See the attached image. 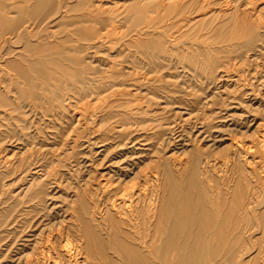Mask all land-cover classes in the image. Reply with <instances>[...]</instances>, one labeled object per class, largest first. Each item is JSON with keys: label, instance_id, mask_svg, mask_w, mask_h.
Here are the masks:
<instances>
[{"label": "rangeland", "instance_id": "374dc122", "mask_svg": "<svg viewBox=\"0 0 264 264\" xmlns=\"http://www.w3.org/2000/svg\"><path fill=\"white\" fill-rule=\"evenodd\" d=\"M2 1H8L9 3H5L10 6ZM18 1L0 0V220L3 222L0 224V264H30V261H33L31 264H36L41 248L50 247L41 242L42 245H37L38 248L36 243L41 235L43 242H47L52 236L49 234L56 235L59 227L54 225L60 224L64 229L72 227V230H81L84 233L92 205L102 201L106 193L119 186L118 176L116 178L114 173H110L112 170L116 173L119 165L124 166L126 163L134 164L135 168L138 166L135 172L142 173L141 180L144 182L146 175L163 173V167L160 165L168 157L193 161L203 153L221 158L227 146L232 144L229 141L253 148V157L259 155L258 151L262 144L264 145V0ZM241 1L245 3L242 5ZM156 2L159 4L156 5ZM219 10H236L239 12V18L235 19L236 22H220L216 19ZM148 12L153 14L151 17L156 20V25L143 28L144 21L140 17H144ZM101 18L106 19L103 22ZM204 18L206 23L202 24ZM253 18L255 22L251 20ZM219 23L223 25L220 26ZM185 25L188 27H184ZM177 31L185 35H178L170 45H162L164 52L166 49L168 54L164 55L166 60L161 61L162 67L154 69V64L159 62L156 59V47L161 45V41L156 40L158 35L164 34L166 39L171 40L170 35L178 33ZM207 31L209 34H206ZM26 32L40 36L32 38L31 43L25 35ZM100 32L106 37L102 48L87 52L82 49L89 43V39H93ZM257 34H260L261 38L255 39ZM252 39L257 43L254 44L255 47H248L247 43ZM230 44L244 47H238L235 55L230 51L220 50L224 45ZM37 49L39 50L35 52ZM242 50L245 59L241 56ZM200 56L204 57V60L200 59ZM146 62L150 66L146 67ZM201 73L203 77L200 76ZM100 79L102 83L96 82ZM101 88L110 89L104 92L99 90ZM68 95L71 96L70 99ZM77 103L78 105H75ZM57 106L59 110H56ZM129 118L134 119L136 123L127 126L130 123ZM126 131L133 134L130 137L133 143L124 146L122 143ZM179 134L182 138H178ZM107 136L110 140L106 139ZM185 149L188 153L184 156ZM123 152L124 156H120ZM150 153H153L152 156ZM149 155L154 160L149 159ZM205 155H202L203 159ZM136 161L141 163V168ZM36 176L40 177L39 180ZM131 176L130 180L135 177ZM187 179L183 176L182 179L173 178L169 185L172 187L168 192L164 188L161 189L163 196L169 197L166 198L169 203L174 200L172 207L167 202V209L180 208V205L190 208L193 205V210L197 208L198 197H195L198 193L185 186ZM175 182L179 186L175 185L173 188ZM101 183L104 185V191ZM211 185L213 189L210 190L214 193L217 190V180ZM231 186V197L235 199L238 195H245L247 198L254 193L253 186L239 177L233 180ZM262 186L264 187V181ZM263 189L259 188L261 196ZM186 192L189 196H186ZM186 197H189L190 201L184 204L182 201ZM159 198L161 199L162 195ZM98 213L96 211L95 216L101 219ZM256 213L254 215L258 216ZM62 217L66 218V221L62 220ZM235 217L233 227L236 228L240 221L237 213ZM252 222L254 229H245L250 245L242 253L245 259L243 264H264V222L262 226L255 220ZM195 223V230L201 228L200 222ZM149 229V225L140 226V236L144 239L147 236L150 238ZM232 229L229 225L230 232ZM241 232L242 228L238 234L231 236L230 233L224 237V246L229 250H241ZM191 239V244H194L195 236ZM155 242L156 250L160 248L161 243L160 240ZM173 243H176L175 238L170 235L169 246ZM215 243H206V250L199 254L175 252L170 247L168 253H162L171 264L193 259L198 262L201 260V264H232V259L223 252L218 256L213 254ZM256 253L261 256L256 257ZM129 258L135 264L134 255Z\"/></svg>", "mask_w": 264, "mask_h": 264}, {"label": "bare ground", "instance_id": "6f19581e", "mask_svg": "<svg viewBox=\"0 0 264 264\" xmlns=\"http://www.w3.org/2000/svg\"><path fill=\"white\" fill-rule=\"evenodd\" d=\"M17 1V0H16ZM20 1V0H19ZM18 1V2H19ZM26 1V0H25ZM61 1V0H60ZM59 1V2H60ZM77 1V0H76ZM165 1V0H164ZM175 1V0H174ZM231 1V0H230ZM2 2H7L8 1H2ZM13 2V1H11ZM101 2V1H100ZM234 2V1H232ZM236 2V1H235ZM238 2V0H237ZM236 2V3H237ZM242 2V1H241ZM247 2V1H246ZM5 3V4H7ZM98 3V2H96ZM95 3V4H96ZM161 3V1H160ZM245 3L244 1L242 2ZM251 3V1H250ZM20 4V3H18ZM58 4V3H57ZM93 4V6L95 5ZM156 5H158L159 3L156 2ZM253 4V3H252ZM8 6H10L9 4H7ZM21 5V4H20ZM67 5V4H66ZM99 5V4H97ZM161 5V4H160ZM247 5V4H244ZM254 5V4H253ZM12 6V5H11ZM15 6V5H14ZM13 6V7H14ZM30 6V5H29ZM28 6V7H29ZM60 6V5H59ZM69 6V5H68ZM104 5H101V7ZM240 6V5H238ZM248 6V5H247ZM246 6V7H247ZM250 6H252L250 4ZM18 7V6H16ZM14 7V8H16ZM98 7V6H96ZM158 7V6H157ZM157 7H155V9H157ZM164 6H162L163 8ZM243 7V6H242ZM11 8V7H10ZM21 8V7H19ZM52 8V7H51ZM90 7H88L89 9ZM93 8V7H92ZM253 8V7H252ZM88 9L86 11H88ZM91 9V8H90ZM242 9V8H241ZM19 10V9H18ZM51 10V9H48ZM92 10V9H91ZM97 10V9H96ZM99 10V9H98ZM97 10V11H98ZM161 10V9H160ZM232 10V9H231ZM47 11V10H46ZM90 11V10H89ZM95 11V10H93ZM164 11V10H163ZM59 12H61V7L59 9ZM105 12V11H104ZM103 12V14H104ZM107 12V11H106ZM152 12V11H151ZM49 13V12H48ZM64 13V12H63ZM91 13V12H90ZM154 13V12H153ZM216 13V12H214ZM244 13V12H243ZM242 13V14H243ZM246 13V12H245ZM60 15V13H58ZM89 14V13H88ZM102 14V15H103ZM156 14V13H154ZM160 14V13H159ZM86 15V14H85ZM98 15V13H97ZM108 15V14H107ZM140 15V14H139ZM239 12L235 11H229V10H219L216 13V19L219 20L220 22H224V21H232L235 20L238 17ZM252 15V14H251ZM254 15V14H253ZM63 16V15H62ZM118 16V15H117ZM151 16H153L152 13L148 12L146 13V15H144V17H140L141 20L144 21V26H152V24L156 25L155 21ZM201 16V15H200ZM199 16V17H200ZM64 17V16H63ZM91 17H93L91 15ZM127 22L129 21V16H127ZM162 17V16H161ZM242 17V16H241ZM240 17V18H241ZM247 18L249 17L246 16ZM245 17V18H246ZM257 17V16H254ZM61 18V17H59ZM89 18V17H88ZM96 19V16L94 17ZM261 18V17H260ZM23 19V18H22ZM21 19V20H22ZM90 19V18H89ZM106 19V18H105ZM105 19L101 18V21H105ZM111 18H109L110 20ZM200 19V18H198ZM242 19V18H241ZM239 19V20H241ZM255 18L251 19L253 22ZM259 19V18H258ZM24 20V19H23ZM98 20V19H97ZM195 20V19H194ZM205 18L203 19L202 24L205 22ZM208 20V19H207ZM243 20H247L248 19H244ZM262 20V19H261ZM57 21V19H56ZM108 21V20H107ZM181 21V20H180ZM212 21V20H211ZM214 21V20H213ZM212 21V22H213ZM237 20H235L234 22H236ZM264 21V20H263ZM39 22V20H38ZM53 22V21H52ZM52 22L50 24H52ZM110 22V21H109ZM164 22V21H163ZM240 22V21H239ZM246 22V21H245ZM261 22V21H260ZM260 22H258L260 24ZM24 23V22H23ZM22 23V24H23ZM45 23V22H44ZM49 23V22H48ZM46 23V25L48 24ZM206 23V22H205ZM210 23V22H209ZM257 23V21H256ZM262 23V22H261ZM25 24V23H24ZM217 23H215L214 26H216ZM220 26H222L223 24L219 23ZM236 24V23H235ZM184 25V24H183ZM257 25V24H256ZM263 25V24H262ZM45 26V25H42ZM173 26V25H172ZM182 26V25H180ZM213 26V27H214ZM236 26V25H235ZM245 26V25H244ZM258 26V25H257ZM25 25L22 27L24 28ZM37 27V26H36ZM52 27V26H51ZM165 27V26H164ZM184 27H188V25L184 26ZM207 27V25H206ZM218 27V26H217ZM229 27V26H227ZM260 27V26H259ZM42 28V27H41ZM40 28V29H41ZM152 28V27H151ZM179 28V27H178ZM181 28V27H180ZM237 28V27H235ZM262 28V27H261ZM264 28V27H263ZM35 29V28H33ZM38 30V32H40L41 30ZM49 29V27H48ZM47 29V30H48ZM116 29V28H115ZM183 29V28H182ZM208 29V27H207ZM23 30V29H22ZM21 30V31H22ZM30 30V29H28ZM95 30V29H94ZM100 30V29H99ZM113 30V29H112ZM203 30V29H202ZM264 30V29H263ZM262 30V31H263ZM25 31V30H24ZM106 31V30H105ZM181 31V30H180ZM173 33L172 35H170V39H166L167 37L164 34H159L157 37V41H161V45L157 46L156 51V59L159 61L157 63L154 64V69H159L162 66H160L161 61H165L166 59L164 58V55L168 54L167 50L165 49L166 52H164V48L162 45H170L173 42V39L175 37H177L178 35L184 36L185 33ZM260 31V32H262ZM48 32V31H47ZM46 32V34H47ZM211 32V30L209 31ZM221 32V30H220ZM219 32V33H220ZM233 32V31H231ZM264 33V32H263ZM21 34V32L19 33ZM142 34V33H141ZM148 34V33H147ZM206 34H209L208 31ZM212 34V33H211ZM210 34V35H211ZM262 34V33H261ZM26 37L28 38V40L31 42L33 41L32 38H37L40 35H31L30 33L26 32ZM44 35V34H43ZM221 35V34H220ZM238 35V34H235ZM234 35V36H235ZM242 35V34H241ZM240 35V36H241ZM263 35V34H262ZM140 36V33H139ZM139 36L137 35V37L139 38ZM145 36V35H144ZM212 36V35H211ZM210 36V37H211ZM233 36V38H234ZM142 37V36H141ZM180 37V36H179ZM218 37V36H217ZM237 37V36H236ZM242 37V36H241ZM260 34H257L255 36L256 38H259ZM72 38V37H71ZM134 38V37H132ZM231 38V40L233 39ZM261 38V37H260ZM3 39V38H2ZM14 39V38H13ZM20 39V38H19ZM48 39V37H47ZM105 35L103 33H99L96 37H94L93 39H89V43H85L86 45H84V47L82 49H84L86 52L90 51V50H98L99 48H102L105 44ZM176 39V38H175ZM174 39V40H175ZM209 39V38H208ZM248 39V38H247ZM255 39H252L251 42L247 43L248 47L254 46L255 43ZM5 40V39H4ZM9 40V39H8ZM54 40V39H53ZM141 40V39H140ZM165 40V41H164ZM186 40V39H185ZM226 40V39H225ZM77 41V40H76ZM85 41V39H84ZM118 41V40H117ZM138 41V40H137ZM152 41V40H151ZM220 43V40H218ZM217 41V42H218ZM224 41V40H223ZM233 41V40H232ZM237 41V40H236ZM235 41V43H236ZM239 41V40H238ZM10 42V41H9ZM20 41H18L19 43ZM50 42V41H49ZM108 42V41H107ZM115 42V41H114ZM133 42V41H132ZM227 42V40L225 41ZM225 42H222L225 43ZM33 43V42H31ZM48 43V42H47ZM79 43V41H78ZM110 43V42H109ZM113 43V42H112ZM131 43V41L129 42ZM230 43V42H229ZM244 43V42H243ZM2 44V42H1ZM3 44L4 41H3ZM49 44V43H48ZM53 44V43H52ZM218 44V43H217ZM221 44V43H220ZM261 44V43H258ZM264 44V43H263ZM82 45V43H81ZM165 45V46H166ZM237 45V44H236ZM235 44H230L227 46H223L221 45L222 49H220L221 51H230V53H234V55L237 52V48L239 47L240 49L244 47V45L241 46H236ZM216 46V45H215ZM259 46V45H258ZM257 46V48H259ZM220 47V45H219ZM255 47V46H254ZM262 47V46H261ZM76 49V48H74ZM80 48H78L79 50ZM261 49V48H260ZM7 50V49H6ZM39 49H37L35 52H37ZM208 50V49H207ZM211 50V49H210ZM215 50V49H214ZM247 50V49H246ZM259 50V49H257ZM3 51V50H2ZM1 51V52H2ZM72 51V50H71ZM220 51V52H221ZM243 51L242 50V58L243 57ZM249 51V49L247 50ZM251 51V50H250ZM256 51V50H255ZM17 52V51H16ZM75 52V51H74ZM205 52V51H203ZM239 52V51H238ZM241 52V51H240ZM254 52V49H253ZM257 52V51H256ZM83 53V52H81ZM80 53V54H81ZM156 53V52H155ZM222 53V52H221ZM220 53V54H221ZM16 54V53H15ZM94 54V53H93ZM189 54V53H187ZM203 53H201L202 56ZM215 54V53H214ZM219 54V55H220ZM227 54V53H226ZM89 55V54H88ZM92 55V54H91ZM146 55V54H145ZM218 55V52H217ZM216 55V56H217ZM223 55V54H222ZM200 56V57H201ZM204 56V55H203ZM221 56V55H220ZM240 55H238V57H241ZM205 57V56H204ZM204 57L200 58L204 60ZM215 57V55H214ZM219 57V56H218ZM216 57V58H218ZM1 58V57H0ZM4 58V57H3ZM2 58V59H3ZM242 58H240L242 60ZM93 59V57H92ZM237 59V57H236ZM245 59V58H244ZM4 60V59H3ZM235 60V59H233ZM1 61V60H0ZM24 61V60H23ZM141 61V60H140ZM150 60H148L149 62ZM215 61V60H214ZM222 61V59H221ZM220 61V62H221ZM25 62V61H24ZM27 62V61H26ZM145 62V61H143ZM199 62V61H198ZM28 63V62H27ZM52 63V62H51ZM31 64V63H30ZM163 64V63H162ZM198 64V63H197ZM77 65V63H76ZM165 65V64H164ZM201 65V64H200ZM146 67L150 66V64L147 65L146 62ZM202 67V66H199ZM220 67V66H219ZM1 68V67H0ZM110 68V67H109ZM114 68V67H113ZM198 68V67H197ZM196 68V69H197ZM108 69V67H107ZM142 69V67H141ZM191 69V68H190ZM203 69V68H202ZM201 69V70H202ZM28 70V69H27ZM67 70V69H66ZM111 70V69H110ZM160 71V70H159ZM193 71V70H192ZM209 70H207L208 72ZM117 72V71H116ZM202 72V71H201ZM51 73V72H50ZM49 73V74H50ZM108 73V72H106ZM160 73V72H159ZM195 73V72H194ZM149 74V73H148ZM200 74H196V75H200L203 77V73ZM51 75V74H50ZM53 75V74H52ZM112 75V74H111ZM137 75V74H136ZM142 75V74H140ZM150 75V74H149ZM207 75V73H206ZM205 75V76H206ZM208 76V75H207ZM211 76V75H210ZM201 77V78H202ZM200 78V80L202 81V79ZM207 78V77H206ZM205 78V79H206ZM13 79V78H12ZM210 79H213V77ZM6 80V79H5ZM55 80V79H54ZM60 80V79H59ZM58 80V82H59ZM198 80V81H200ZM204 80V78H203ZM214 80V79H213ZM212 80V81H213ZM63 81V80H62ZM94 81V80H93ZM55 82V81H54ZM96 82H100L102 83V80H98ZM95 82V83H96ZM206 82V81H205ZM10 83V81H9ZM17 83V82H16ZM62 83V82H61ZM202 83H204V81H202ZM201 83V84H202ZM214 83V82H213ZM6 84V83H5ZM39 84V83H38ZM56 85V83H54ZM205 85V84H204ZM78 86V85H77ZM104 86V85H103ZM203 86V85H202ZM116 87V86H114ZM16 88V87H15ZM111 88V87H110ZM109 88V89H110ZM5 89V88H4ZM24 89V88H23ZM29 89V88H28ZM27 89V90H28ZM109 89L106 88H101L99 89L100 91H104L107 92L109 91ZM112 89V88H111ZM6 90V89H5ZM18 91L20 90L19 88L17 89ZM61 90V89H60ZM4 91V90H3ZM7 91L9 92V90L7 89ZM65 91V90H64ZM67 91V90H66ZM84 91V90H83ZM116 91V90H115ZM13 92V91H12ZM22 92V91H21ZM114 93V92H113ZM1 94V93H0ZM7 94V93H6ZM23 94V93H22ZM60 94V93H59ZM68 94V93H67ZM116 94H118V92L116 91ZM112 95V94H111ZM118 95H116L117 97ZM69 97V95H68ZM67 97V98H68ZM71 97V96H70ZM70 97L68 99H70ZM107 97V96H106ZM111 97V96H110ZM105 99V97H103ZM114 98V97H113ZM31 99V98H30ZM107 99V98H106ZM110 100V99H108ZM118 100V99H117ZM16 101V100H15ZM46 101V100H45ZM44 101V102H45ZM68 101V100H67ZM14 102V101H13ZM40 103V102H39ZM27 104V103H26ZM43 104V103H42ZM12 106L14 104H11ZM75 105H78L75 104ZM192 105V104H190ZM197 105V104H196ZM209 105V104H208ZM53 106V104H52ZM10 107V106H8ZM18 107V106H16ZM46 107V106H45ZM75 107V106H74ZM107 107V106H106ZM12 107H10L11 109ZM47 108V107H46ZM44 108V109H46ZM73 108V107H70ZM77 108V107H76ZM114 108V107H113ZM58 109V106L56 108V110ZM105 109V108H104ZM22 110V109H21ZM34 110V109H33ZM59 110V109H58ZM61 110V109H60ZM55 111V109H54ZM64 111V110H63ZM188 111V110H187ZM17 112V111H15ZM53 112V110H52ZM110 113V112H109ZM113 113V112H112ZM111 113V114H112ZM195 113V112H194ZM82 116V114H81ZM80 121V120H79ZM78 122V121H77ZM127 126H131L133 124L136 123V121L132 118H129L128 120ZM141 122V121H140ZM141 124H144L141 122ZM113 125V124H111ZM115 128H117V126H115ZM132 128V127H131ZM193 128V127H192ZM118 129V128H117ZM171 129V128H170ZM189 129V128H188ZM195 129V128H194ZM197 129V128H196ZM72 130V129H71ZM110 130V129H109ZM115 130V129H114ZM129 130V129H128ZM173 130V129H172ZM185 130V129H184ZM190 130V129H189ZM193 130V129H192ZM205 130V129H204ZM112 131V130H110ZM117 131V130H116ZM176 131V130H175ZM127 132V131H126ZM131 132V131H129ZM169 132V131H168ZM201 132V130L199 131ZM179 133V132H178ZM181 133V132H180ZM184 133V132H183ZM202 133V132H201ZM114 134V133H113ZM116 135H119V133H115ZM132 133H128L126 135H124V140L122 143L124 146L129 145L130 143L132 144L133 141L130 139ZM172 134V133H171ZM169 134V135H171ZM174 134V132H173ZM197 134V133H196ZM195 134V135H196ZM104 135V134H103ZM110 135V134H108ZM133 135V134H132ZM178 135V134H177ZM180 135V134H179ZM203 135V134H202ZM206 135V134H205ZM102 136V135H101ZM112 137V135H110ZM176 136V135H175ZM174 136V137H175ZM208 136V133H207ZM224 136V135H223ZM100 137V136H99ZM105 136H103L104 138ZM210 137V136H209ZM101 138V137H100ZM166 138V137H165ZM178 138H182V136L180 135ZM184 138V137H183ZM196 138V137H195ZM107 140L109 139V136H107L106 138ZM114 139V138H113ZM112 139V141H113ZM134 139V138H133ZM169 139V138H168ZM173 138H171L172 141ZM216 139V138H215ZM221 139V138H220ZM110 140V139H109ZM164 140V139H163ZM162 140V141H163ZM166 140V139H165ZM222 140V139H221ZM233 140V139H232ZM120 141V140H118ZM136 141V140H135ZM169 141V140H168ZM182 141V139L180 140ZM179 141V142H180ZM262 141V140H261ZM100 142V141H99ZM108 142V141H107ZM175 142V140H174ZM263 142V141H262ZM261 142V143H262ZM106 143V141L104 142ZM103 143V144H104ZM169 143V142H167ZM173 143V142H172ZM171 143V144H172ZM232 143L229 147L227 146L226 151L224 152V155L220 158V157H215V156H209V155H205L203 153H201L200 155H198L193 161H190L189 159H186V161H181L180 159H176L173 156L172 157H168V159H166L164 161V163L162 165H160V167H163V173L160 172H156V173H151V175L145 177V181L143 182L141 180L142 177V173L139 171L141 166L138 163V165L140 166L139 168V172L136 173L135 169L138 168V166H136V168L134 167V164H126L124 166L119 165V170H116L115 172L110 171V173H114V176H118L119 178V186L111 189L113 191H110L108 193H106V195L103 197V200L100 202L95 203L94 205H92L93 207L91 208V210L89 211L88 215L90 216V219H88V226L87 229H85V232L83 233L81 230H72L70 227L69 229L67 228H63V226H59L60 224L57 223V221H55L58 225H54L58 228L57 234H49L52 235L50 236V238H48L47 242H43V237L41 235V239L39 238V240L36 243L37 245H40L41 242L43 243H47V245H49L50 249L45 246V248H41L40 253L37 255V263L36 264H133V262L131 260H129L131 255H134L135 257V264H171L170 261L164 257V254L162 252H169V239H170V235L173 236V238H175V242L171 245V250H174L175 252H190L192 254H199L203 251L206 250V243H210L212 245V242H216L214 247H213V254L215 256H218L221 252H223L224 254H226L230 259H232V264H243L245 262V259L243 258L244 255H242V253L248 249L250 242L249 239H247L246 234H245V229L250 228V227H254V222H252L253 220H255L256 222L259 223L260 226H262V222H264V193L263 196H261V191H259V188H264L262 186V182L264 181V145L262 144V147L260 149V151H258L259 155L256 157H253L254 154L253 153V148H248L246 145H241L240 143ZM97 144V143H96ZM101 144V143H100ZM135 144V143H134ZM217 144V142L215 143ZM98 145V144H97ZM115 145V144H114ZM174 145V144H173ZM187 145V143H186ZM183 145V146H186ZM208 145V144H207ZM214 145V144H213ZM101 146V145H100ZM110 146V144H109ZM134 146V145H133ZM170 146V145H169ZM177 146V145H176ZM108 147V146H106ZM102 148V147H101ZM104 148V147H103ZM114 148V147H113ZM204 148V147H203ZM118 149V148H117ZM122 149V148H120ZM175 149V148H174ZM188 149V148H187ZM187 149H185V152L183 155H187ZM98 150V149H97ZM106 151L105 149H101ZM109 150V149H108ZM115 150V148H114ZM159 151H161L160 149H157ZM103 151V152H104ZM112 151V150H111ZM110 151V152H111ZM145 151V150H144ZM147 151V150H146ZM205 151V150H204ZM156 152V151H155ZM105 153V152H104ZM119 153V152H118ZM135 153V152H134ZM142 153V152H140ZM160 153V152H159ZM158 153V154H159ZM123 154H125L124 152L120 155L122 156ZM149 154V152H148ZM153 153H150V155ZM156 154V155H158ZM212 154V153H211ZM128 155V154H127ZM136 155V154H135ZM134 155V158L136 157ZM149 155V157H150ZM156 155H155V161L156 159ZM161 155V154H159ZM182 155V154H181ZM202 155H205L204 159L202 157ZM119 156V157H120ZM124 156V155H123ZM133 156V155H132ZM152 156V155H151ZM94 157V156H93ZM127 158V156H125ZM139 157V156H138ZM133 158V159H134ZM153 159V157H150L149 159ZM162 158V157H160ZM159 158V159H160ZM165 158V157H164ZM120 159V158H119ZM124 159V158H123ZM130 159H132L130 157ZM141 160V159H140ZM143 160V159H142ZM163 160V159H162ZM161 160V161H162ZM122 161V160H121ZM120 161V162H121ZM128 161V160H127ZM149 161V160H148ZM147 161V162H148ZM152 161V160H151ZM126 162V161H125ZM132 162V161H130ZM143 162V161H142ZM153 162V161H152ZM104 163V162H102ZM124 163V162H123ZM128 163V162H127ZM154 163V162H153ZM117 164V163H116ZM122 164V163H120ZM148 164V163H147ZM150 164V162H149ZM133 165V166H132ZM143 165V164H142ZM151 165V164H150ZM146 166V165H145ZM144 166V167H145ZM150 167V166H149ZM158 166V168H160ZM112 168V167H111ZM116 168V167H114ZM153 168V166L151 167ZM145 169V168H144ZM143 169V170H144ZM146 169H148V167H146ZM150 170V169H149ZM152 170V169H151ZM40 171V170H39ZM118 171V172H117ZM146 172V171H145ZM144 172V174H146ZM148 172V171H147ZM2 173V172H1ZM92 173V172H91ZM150 173V172H149ZM109 174V173H107ZM131 175H135V177L130 180L131 178H129ZM183 178L187 177V181H185V186L188 189H192L194 192H197L198 196H194L195 198L198 197L197 201L199 203V205L197 206L196 209L193 210V205L190 208L189 206L180 205V208H169L167 209V202L169 203V200L166 199L168 196V193L166 195L167 197L163 196V188L165 189V191H167L168 189H171L172 185L169 186L172 183V179L173 178ZM31 177V176H30ZM38 178V176H36ZM106 177V176H105ZM132 177V176H131ZM237 177H239L240 179L246 180L248 181L251 186H253L252 188L254 189V193H252L249 197L247 196V198L245 197V195H238V197H236L237 199H235L233 196V193L231 192L232 190V186L231 184H233V180H235ZM40 178V177H39ZM38 178V180H39ZM215 178L217 180V190L213 193L210 189L212 187V183L215 181ZM54 179V178H53ZM116 180V181H117ZM128 180H130V182H128ZM90 182V181H89ZM171 182V183H170ZM110 183V182H109ZM180 183V182H178ZM89 184V183H88ZM102 184V183H101ZM117 184V183H116ZM90 185V184H89ZM103 185V184H102ZM179 186V184L177 185L176 182L173 184V188H175ZM182 185V184H181ZM98 186V185H97ZM107 186V185H106ZM110 186V184H109ZM93 187V186H92ZM181 187V186H180ZM184 187V186H183ZM102 188V187H100ZM107 188V187H106ZM110 188V187H108ZM112 188V186H111ZM162 189V190H161ZM181 189V188H180ZM91 190V189H90ZM94 191V189H92ZM174 190V189H173ZM83 191V190H81ZM102 191V190H101ZM103 191H104V185H103ZM172 191V190H171ZM170 191V192H171ZM264 191V189H263ZM91 192V191H90ZM168 192V191H167ZM190 192V191H189ZM189 196V193L186 192ZM95 194V192H94ZM105 194V193H104ZM181 194V192H180ZM194 194V193H193ZM50 195V194H49ZM48 195V196H49ZM162 198L160 199L159 196ZM183 195H185L183 193ZM181 195V196H183ZM1 196V195H0ZM94 196V195H93ZM98 196V195H96ZM158 196V197H157ZM45 197L47 198V196L45 195ZM99 197V196H98ZM164 197V198H163ZM173 197V194H172ZM184 197V196H183ZM192 197V196H191ZM45 198V199H46ZM92 199V197H90ZM96 198V197H95ZM169 198V197H168ZM50 199V198H49ZM85 199V198H84ZM183 198H181L182 201ZM192 199V198H191ZM195 200V199H194ZM194 200H192L194 202ZM51 201H53L51 199ZM189 197H186V199H184L182 202L184 204L188 203ZM196 201V200H195ZM46 202V201H45ZM50 202V201H49ZM48 202V203H49ZM91 202V201H90ZM89 202V203H90ZM173 201H171V203H169V205L171 204V207L173 206L172 204ZM44 203V202H43ZM51 203V202H50ZM197 203V202H196ZM47 204V203H46ZM45 204V205H46ZM195 204V203H194ZM51 207L53 206L52 204H50ZM175 205V204H174ZM189 205L191 206V204L189 203ZM196 206V205H195ZM7 207V206H6ZM47 207V206H46ZM177 207V206H176ZM4 210V209H3ZM47 211H49L48 209H46ZM45 210V211H46ZM51 210V209H50ZM54 210V209H53ZM44 211V212H45ZM96 211H98L99 215L101 216V219H97L96 218ZM4 212V211H2ZM79 213V211H77ZM255 212H257L256 214H258V216H255ZM24 213V212H23ZM48 213V212H47ZM236 213H237V217L239 218L240 223H237V227H233V222L236 219ZM68 214V213H67ZM2 215V213H1ZM50 215V214H49ZM52 215V213H51ZM55 215V214H54ZM58 215V214H57ZM79 215V214H78ZM67 216V215H66ZM65 216V217H66ZM47 218L49 216H46ZM44 217V218H46ZM52 217V216H51ZM56 217V216H55ZM68 217V216H67ZM57 218V217H56ZM64 217H62V220L66 221V218L63 219ZM69 218V217H68ZM41 220V219H40ZM60 219V221H62ZM84 220V219H83ZM245 220H246V224H245ZM51 221V220H49ZM54 221V220H53ZM59 221V220H58ZM68 221V219H67ZM86 221V220H85ZM54 222V223H55ZM195 222H200L199 224H201V228H199L198 230L194 229V225L197 224ZM3 222L0 220V224H2ZM49 223V222H48ZM53 223V224H54ZM68 223V222H67ZM195 223V224H194ZM47 224V223H45ZM52 224V223H51ZM73 224V223H72ZM194 224V225H193ZM50 225V224H49ZM67 225V224H66ZM64 225V226H66ZM71 225V224H70ZM146 226L149 225L150 226V238L149 236L146 237V239H144L143 237L140 236V226ZM229 225H231L232 232H230L229 230ZM82 226V225H81ZM49 227V226H48ZM47 227V230L49 229ZM264 227V226H262ZM44 228V227H43ZM51 228V226H50ZM235 228V229H234ZM242 228V232L240 233L242 235V247L241 250L237 251L235 249L233 250H229L226 246H224V242L223 239L224 237H226L227 235L229 236V234L231 233L232 235H236L238 234V232L240 231V229ZM152 229H154V232H152ZM219 229V231H218ZM254 229V228H253ZM252 229V230H253ZM44 230V229H43ZM142 230V228H141ZM228 230V231H227ZM250 230V229H249ZM259 230V229H258ZM51 231V230H50ZM53 231V230H52ZM144 231V230H143ZM47 232V231H46ZM252 232V231H251ZM45 233V232H44ZM5 234V233H4ZM42 234V233H41ZM251 234V233H250ZM249 234V235H250ZM258 234V233H257ZM48 235V233L46 234V236ZM140 236V237H139ZM196 238L195 241H193L194 244H191L192 242V237ZM257 237V235H255ZM259 236V235H258ZM254 237V236H253ZM260 237V236H259ZM47 239V237H45ZM152 240V242H149L150 240ZM256 239V238H254ZM261 239V238H260ZM45 240V239H44ZM156 240H160L161 246L159 249H154V243H156ZM259 240V238H258ZM35 242V241H34ZM261 243V242H260ZM258 244L261 246V244ZM35 244V243H34ZM41 244V245H42ZM207 244V245H208ZM256 244V243H255ZM259 246V247H260ZM38 247V246H37ZM41 247V246H40ZM39 248V247H38ZM205 249V250H204ZM209 249V247H208ZM259 249V248H258ZM40 250V249H39ZM37 250V251H39ZM254 251V250H253ZM36 252V251H35ZM255 252V251H254ZM258 252V251H257ZM2 253V252H1ZM253 253V252H252ZM260 253V252H259ZM208 254V253H207ZM260 255V254H259ZM256 253V257L259 256ZM34 256V255H33ZM179 256V255H178ZM196 256V255H195ZM203 256V254H202ZM200 255V257H202ZM250 256V255H248ZM255 256V255H254ZM261 256V255H260ZM259 256V257H260ZM199 257V258H200ZM252 257V256H250ZM253 257V258H256ZM133 258V256L131 257V259ZM32 259V258H30ZM28 259V260H30ZM260 259V258H259ZM255 260V259H254ZM35 261V262H36ZM247 261V259H246ZM250 261V260H248ZM33 263V261H30ZM146 262V263H145ZM201 260L200 262L196 261V260H192V261H184L180 264H201ZM28 263V262H27ZM217 263V261L215 262ZM254 263V262H253ZM29 264V263H28ZM176 264H179V261H177ZM262 264V263H261Z\"/></svg>", "mask_w": 264, "mask_h": 264}]
</instances>
